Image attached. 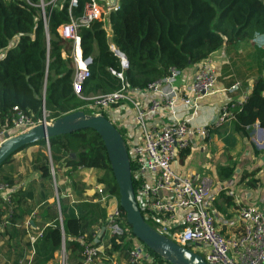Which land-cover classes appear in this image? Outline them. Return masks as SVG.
Returning <instances> with one entry per match:
<instances>
[{"label": "trees", "instance_id": "trees-1", "mask_svg": "<svg viewBox=\"0 0 264 264\" xmlns=\"http://www.w3.org/2000/svg\"><path fill=\"white\" fill-rule=\"evenodd\" d=\"M30 1L36 3L38 0ZM68 1L61 0L60 9L53 10L45 31L37 7L29 5L26 0H0V52H3L0 56V119L3 128H10L14 106L35 121L42 118L43 111L48 122L79 110L93 114L91 108L90 111L87 109L90 97L113 92L123 84L129 90H144L172 71L179 73L190 65L207 60L223 44L246 42L264 34V0H121L120 9L109 17L114 49L110 47L101 22L95 21L79 31L82 58L90 60L87 65L89 77L82 84L83 98H80L72 88L71 43L57 33L58 26L69 21ZM84 1L78 0L75 16L82 13ZM116 51L125 57L126 68ZM262 87L263 80H257L251 94L234 112L236 130L243 135H247L254 124L264 128ZM118 131L129 151L125 131L121 128ZM48 141L49 153L45 140L31 144V147H39L31 164L39 171L42 181H47L51 187L49 158L54 166L64 159V165L70 171L98 169L103 174L96 182L117 196L119 206L118 188L104 144L94 130H77L52 136ZM187 147L180 150L176 158L179 155L180 160L184 159L188 154ZM13 158L14 155L8 157L0 166V180L10 185L15 184L4 174L3 167ZM130 165L133 173L136 166L131 160ZM39 186L38 196L44 200L47 190L42 183ZM135 187L136 181L133 180L134 190ZM59 193L62 223L52 216L49 225L35 241L31 264H47L63 242L66 262L81 264L85 245L95 238L96 228L106 218L107 208L95 194L71 200L67 192L61 190ZM13 196L11 209L5 206L10 211L8 227L0 233L1 238L8 237L6 242L24 237L25 232L19 224L25 197H32V193L18 189ZM48 208L55 209V202ZM145 221L153 226L148 219ZM134 238L130 230L125 237L110 238L111 250H124L127 255ZM144 249L155 262L170 264L145 245Z\"/></svg>", "mask_w": 264, "mask_h": 264}, {"label": "built area", "instance_id": "built-area-1", "mask_svg": "<svg viewBox=\"0 0 264 264\" xmlns=\"http://www.w3.org/2000/svg\"><path fill=\"white\" fill-rule=\"evenodd\" d=\"M60 1L38 0L36 3H32L30 0H26L29 5L39 9L45 31L48 30L53 10L60 9ZM120 6L121 0H85L82 13L77 17L74 15V9L78 7V0L68 1L66 12L69 21L60 24L57 33L62 39L71 43L72 88L73 93L80 98H83L82 84L89 77L87 65L90 60L82 58L79 31L81 28H88L95 21L101 22L102 27L110 23V15L117 12ZM121 60L124 67L125 63L122 58ZM177 74V71H172L163 80L147 86V90L159 92L160 98L152 99L146 106L131 100L136 111V122L143 129L141 141L128 151L130 160L136 166L135 171L131 174L132 182L136 181L134 193L137 206L144 220L148 219L157 232L181 246L192 247L193 251L200 254L207 264H264V217L261 211L252 205L240 207L238 210L239 234L234 237L225 236L217 227L209 211L208 204L211 203L210 180L203 178L199 182H194L192 178L182 176L173 169L172 164L177 153L188 146L193 131L202 136L208 134V126H194L191 123V118L176 119L178 107H182L181 112L184 114H188L189 110L193 114L199 109L198 102L201 98L216 91V73L212 62L208 59L200 63L194 75L191 85L194 92L193 97L180 96L176 89L165 93L161 92V84L163 82L171 83ZM119 77H121L120 74ZM237 87L238 83H234L228 90L233 91ZM128 90L127 85L123 84L120 89L113 92L90 97L89 101L91 102L87 106L91 108L94 115L102 114L109 106L129 100ZM262 94L264 96V81ZM162 108L167 110L173 121L146 127V116L152 115ZM233 108L234 105L230 108H222L215 123L220 125L226 121L234 120ZM40 122L50 123L46 121L44 111L42 118L35 121L18 106L12 107L10 128H3L0 119V143L4 140L1 136L5 134L12 136L26 131ZM45 143L48 145V141ZM17 190L18 186L0 181V233L8 227L9 210L13 204V194ZM94 194L103 206H106L112 199L116 200L115 195L109 192L104 185H96ZM67 195L69 196V194ZM5 206L9 210L5 209ZM180 213L182 218L179 223L177 217ZM19 227L24 228L30 248V258L26 264H31L34 244L42 235V230L32 233L30 220L19 224ZM129 230L131 231V228L127 223L125 213L118 204L114 205L111 210H107L106 218L97 228L95 238L85 245L81 264H95L97 259L107 258L106 250H111L109 239L125 237ZM59 253L60 259L57 264H67L64 262L65 249L62 246ZM114 264L159 263L155 262L145 251L144 245L134 238L133 245L127 252V258Z\"/></svg>", "mask_w": 264, "mask_h": 264}, {"label": "crops", "instance_id": "crops-1", "mask_svg": "<svg viewBox=\"0 0 264 264\" xmlns=\"http://www.w3.org/2000/svg\"><path fill=\"white\" fill-rule=\"evenodd\" d=\"M102 28L106 32L111 49H114L111 43V24L107 23ZM2 54L3 52H0V56ZM208 60L212 62L215 69L216 91L202 97L198 102L199 109L193 114L191 110H189L188 114H184L181 112L182 107L179 106L176 117L178 120L191 118V123L194 126H208V134L202 136L193 131L187 147L188 154L182 160H180L178 155L173 161L172 166L178 174L192 178L194 182H199L203 178L210 180L211 203L208 204L209 211L221 233L228 237H234L240 232V220L238 216L240 207L252 205L260 210L264 217V128L254 124L248 130L247 135H243L236 130L233 120L226 121L220 125H217L215 122L222 108H230L234 105L233 111L235 112L251 94L256 81L259 79L264 81V34L257 35L246 42L223 44L211 54ZM199 65L200 63L188 66L179 72L169 84L163 82L161 84V92L165 93L171 89H176L177 94L180 96L193 97L194 92L191 85ZM234 83H238V87L233 91L228 90ZM128 97L129 100L109 106L102 114L111 120L117 128L123 129L128 138V143L135 145L141 141L143 129L136 122V111L131 100L140 102L143 106H146L152 99L160 98V93L147 89H130L128 90ZM172 121L167 110L162 108L156 113L146 116L145 125L146 127H150ZM1 138L5 139V135L1 136ZM28 148L39 150L38 146ZM24 150L17 153L19 154ZM16 157L17 155L13 159H17ZM50 162L51 159L49 158V164ZM52 165L50 164L51 187L47 185V181L40 179L39 171L35 170L34 179L36 182H32V189L29 191L32 193V197H25V202H23L21 223L30 220L32 233L43 230L54 217L55 210L48 208L55 202L53 199L56 198V193L53 198L51 190L52 187H55L56 181H59L60 185L67 183V179L63 178V174L72 176L78 170L82 173L88 172V175L92 177L90 183L93 182V178L96 183L97 178L103 174L101 170L88 168H77L70 171L65 167L64 159H60L57 165H55L56 169L58 168L57 172L59 176L55 178V169L54 165ZM226 169H230L231 171L228 172ZM12 179L14 181L15 177L12 176ZM29 179L30 177H25L22 184L13 183L18 186V189L25 192L23 185L25 184V187H27ZM40 183L47 190V192H44V200H41L38 196ZM95 183L92 184L94 187L93 192L79 193L82 196L90 197L92 193L94 194ZM79 185L84 190V186L82 184ZM67 193L72 194V189L68 188ZM80 194H75V197L81 196ZM224 196H227V198H224ZM116 204H118V201L112 199L105 207L107 210H111ZM28 209L31 211H27ZM57 210L60 212L59 206L56 208ZM28 216H31L30 218L32 219H28ZM177 218L180 223L182 214L180 213ZM20 228L24 231L23 227ZM106 235L108 236V234ZM22 238L26 242L25 248L9 250L3 244L0 245V264H26L28 262L30 248L27 245L25 233ZM7 242V246H9L10 242L13 241L9 240ZM57 252L59 253V250ZM21 253H23L22 257L20 256ZM107 254V258L99 259L95 264L120 263L121 259L118 257L126 254V252L124 250H108ZM58 261L59 259L54 255V258L47 264H57ZM102 261L103 263H101Z\"/></svg>", "mask_w": 264, "mask_h": 264}, {"label": "water", "instance_id": "water-1", "mask_svg": "<svg viewBox=\"0 0 264 264\" xmlns=\"http://www.w3.org/2000/svg\"><path fill=\"white\" fill-rule=\"evenodd\" d=\"M116 53L123 59L126 68L125 57L118 51ZM82 129L94 130L104 144L118 188L119 206L125 213L133 236L170 264H207L200 254L160 234L144 220L136 203L127 145L117 126L102 114L87 115L79 110L68 113L51 123L40 122L12 136L5 134V139L0 143V166L21 148L38 140L48 141L52 136L69 134ZM60 223H62L61 219Z\"/></svg>", "mask_w": 264, "mask_h": 264}, {"label": "rangeland", "instance_id": "rangeland-1", "mask_svg": "<svg viewBox=\"0 0 264 264\" xmlns=\"http://www.w3.org/2000/svg\"><path fill=\"white\" fill-rule=\"evenodd\" d=\"M87 109L90 111V109H89L88 106H87ZM85 114L92 115V113H90V114L85 113ZM49 122L51 123L52 121H49ZM157 125H160V124H157ZM132 146L133 145H130L128 143V149L129 150H131ZM29 147H31V145ZM46 147H47V153H48L49 145L46 144ZM37 150L38 149H36V148H28V149L22 151L19 154L17 153L16 154L17 155V157H16L17 159H13L10 164L5 165L3 167V172H4L5 175H7L11 180H13L12 179V176L15 177V179L13 181L14 183L22 184L23 183V179L25 177H30V179L28 180L27 187H25V184L23 185V190L25 192L31 191V189H32V185H31L32 182L33 181L36 182V180L34 179L35 178V174H34V171L35 170L32 168L31 159L33 158L34 153ZM16 155H14V156H16ZM50 164H52V163L50 162ZM50 164H49V166H50ZM54 169H55V176H56V178H58V176H59L58 175V172H57V169L58 168L56 169V166H54ZM63 178L64 179L65 178L67 179V183H64V184L60 185L58 183L59 181H56L55 182V187H52V190H51V192L53 193V198H54V194L55 193H56V196H57V198H54L53 199V201L55 200V202H56V208H58L57 202H59V195H60L59 192H61V190H62V192L65 193V190L66 189H67V191H68V188L69 189H72V194L69 193V194H71V196L69 197L71 200L74 199V198H76L75 197L76 196L75 194L79 195L80 194L79 192H83V193H87V192H90L91 193V192H93V188L94 187H93L92 184L95 183V179L93 178V182L90 183L91 180H92V177L90 175H88V172L82 173V172H80L78 170L72 176L71 175L69 176L67 174H63ZM0 179H2V176H0ZM79 184H82L84 186V190L81 188V186ZM95 184L98 185L97 182ZM115 197H116V201H118L116 195H115ZM56 208L54 209L55 210L54 217H57V219H61L60 218L61 217V213L58 210L56 211ZM29 210L30 209H28L27 211H29ZM32 215H33V213H32ZM30 217L31 216H28L27 218L28 219H32ZM6 240H8V237H5L4 240L0 238V245L3 244L6 249L8 248L9 250H16V249H19V248H25L26 247V242H25L24 238H22V239H16L15 241L10 242V245L9 246H7ZM61 246H62V248L65 249L64 244H62ZM106 251H108V250H106ZM55 257L57 259H60V253L56 252L55 253ZM64 257H65L64 258V262H66V255ZM118 258L121 259V262H122L124 259L127 258V255L126 254H122ZM95 262H98V259ZM105 262L106 263H109L108 261H105ZM101 263H103V261Z\"/></svg>", "mask_w": 264, "mask_h": 264}]
</instances>
